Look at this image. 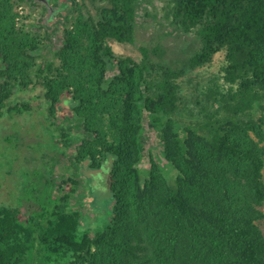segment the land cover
Listing matches in <instances>:
<instances>
[{
  "label": "trees",
  "instance_id": "trees-1",
  "mask_svg": "<svg viewBox=\"0 0 264 264\" xmlns=\"http://www.w3.org/2000/svg\"><path fill=\"white\" fill-rule=\"evenodd\" d=\"M23 1L0 0V121L41 101L51 134L0 205V264H264V0H166L167 34L193 39L177 70H156L157 45L139 63L109 46L153 20L141 0H69L43 42L38 19L17 26ZM220 51V74L183 95L180 79ZM19 140L0 134L1 154Z\"/></svg>",
  "mask_w": 264,
  "mask_h": 264
},
{
  "label": "rangeland",
  "instance_id": "rangeland-1",
  "mask_svg": "<svg viewBox=\"0 0 264 264\" xmlns=\"http://www.w3.org/2000/svg\"><path fill=\"white\" fill-rule=\"evenodd\" d=\"M17 1L18 0H12V2L15 3ZM45 1L46 0H25L21 3H17V6L15 7V12L17 14L16 22L18 27L24 26L25 30L30 31L37 19L40 23L44 24V28L42 26L38 28V33L40 34V38H42V42L46 33L50 36L54 30L57 29V27H62L63 18L66 14L70 13L71 8L69 0H57L56 3L52 2V7L45 9L41 5H37L38 2L44 3ZM141 1L142 6L140 10L143 12H150L152 15L154 14L153 20L141 22L136 29V41L132 45L119 44L114 41H110L109 46L115 56L131 58L134 62L139 63L142 60L140 49L143 47H153L157 45L159 48L164 50V54L162 59L158 61V67L156 70H160V68L164 70H177L178 66L181 65L179 62H181L185 57H189L186 49L190 46L192 43H190V41H193V39L190 40L188 37L185 38L178 35L167 34L168 24L164 20L163 13L161 11L166 0ZM86 5L90 6V1L87 0ZM52 10L57 12L56 15L53 14ZM54 27L55 29H53ZM224 56L225 52L220 51L214 55L209 65L195 69L192 74L187 73L184 77H182L179 84L182 87L181 91L183 95H192L194 92H200L202 89L201 86L205 85L208 78L220 74V69L224 65ZM175 82L178 81L176 80ZM196 84H199L200 86H197ZM31 93L33 92L25 91L22 94L18 93L14 96L12 101L14 103H20L21 99L32 97ZM31 104L34 110H32V112L28 115H15L12 118L5 116L2 117L3 120L0 121V134H2V136L4 134H12L13 130L20 131L21 136V140H19V143L16 146L17 148L14 151V153L18 155L15 154L13 157H8L7 159L8 155L6 153V155H2L0 151V162L5 163V167H0V205L14 203L16 187L20 182L25 180L22 173H24L27 169L36 167L35 165L37 164V161H34L33 158L39 151V147L37 149H31L30 145L35 142L36 139L38 140L37 142L47 140L49 137L48 133L51 134V131L47 130L45 125L46 123L43 119L44 116L40 114L41 101L34 100ZM52 133L55 136L54 139L58 137V131L56 129L52 131ZM54 142L56 144L57 140H54ZM39 146L41 148V144H39ZM55 146L57 147V144ZM68 152H71V149H69ZM60 157V153L57 151L50 154L48 161H46L48 164L46 166H52L53 163H56ZM39 168L44 169V166L42 165V167L40 166ZM60 169L61 167L57 165L51 168L49 167L47 169V174L51 178H56V174L61 171ZM262 175L264 181V168ZM30 179L33 180V177H30ZM56 181L60 184L59 179ZM99 196L100 193L96 192L91 197H88L85 202L88 205L92 202V200L100 202ZM88 205L85 207L90 212L89 216L90 218H94V211ZM101 205L103 206L104 204ZM27 209V207L23 208L24 212L22 214V220L26 217ZM259 227L264 236V219L260 220Z\"/></svg>",
  "mask_w": 264,
  "mask_h": 264
}]
</instances>
